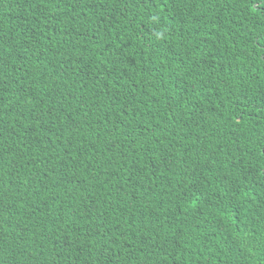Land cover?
Instances as JSON below:
<instances>
[{"label":"trees","instance_id":"obj_1","mask_svg":"<svg viewBox=\"0 0 264 264\" xmlns=\"http://www.w3.org/2000/svg\"><path fill=\"white\" fill-rule=\"evenodd\" d=\"M0 264H264V4L0 0Z\"/></svg>","mask_w":264,"mask_h":264},{"label":"snow or ice","instance_id":"obj_2","mask_svg":"<svg viewBox=\"0 0 264 264\" xmlns=\"http://www.w3.org/2000/svg\"><path fill=\"white\" fill-rule=\"evenodd\" d=\"M259 3L260 4H264V0H259Z\"/></svg>","mask_w":264,"mask_h":264}]
</instances>
